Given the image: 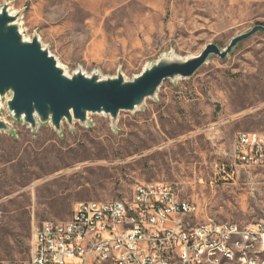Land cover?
I'll return each instance as SVG.
<instances>
[{"label":"rangeland","instance_id":"1","mask_svg":"<svg viewBox=\"0 0 264 264\" xmlns=\"http://www.w3.org/2000/svg\"><path fill=\"white\" fill-rule=\"evenodd\" d=\"M24 40L36 38L65 74L132 81L161 59L264 26V0H0ZM0 98V261L28 259L32 232L64 223L79 202L128 199L136 184L168 182L199 222H264V169L214 185L241 132H264V34L211 55L189 78L165 80L133 111L87 113L34 128Z\"/></svg>","mask_w":264,"mask_h":264},{"label":"built area","instance_id":"2","mask_svg":"<svg viewBox=\"0 0 264 264\" xmlns=\"http://www.w3.org/2000/svg\"><path fill=\"white\" fill-rule=\"evenodd\" d=\"M250 168L264 169V132L238 133L212 184L232 183ZM198 211L171 183L136 184L128 199L79 202L69 221L43 222L33 229L27 260L0 264H202L201 249L212 244L228 252L227 264H260L247 230L259 231L262 248L264 222H199ZM231 231L243 232L245 245L224 246Z\"/></svg>","mask_w":264,"mask_h":264},{"label":"water","instance_id":"3","mask_svg":"<svg viewBox=\"0 0 264 264\" xmlns=\"http://www.w3.org/2000/svg\"><path fill=\"white\" fill-rule=\"evenodd\" d=\"M7 10L6 6L0 10V98L10 93L7 107L12 117L31 128L38 120L59 130L62 120L83 123L87 113L109 114L115 119L120 111H133L154 96L163 81L189 78L209 56L224 59L239 42L256 33L264 34V26L255 25L232 38L222 50L208 44L199 55L187 60L161 59L132 81H125L121 74L100 81L96 75L86 77L79 72L71 77L64 75L36 38L31 42L23 39L15 16H9ZM7 129L0 121V131Z\"/></svg>","mask_w":264,"mask_h":264},{"label":"bare ground","instance_id":"4","mask_svg":"<svg viewBox=\"0 0 264 264\" xmlns=\"http://www.w3.org/2000/svg\"><path fill=\"white\" fill-rule=\"evenodd\" d=\"M8 14L9 16H12L9 12ZM18 31L19 33H21L20 30ZM56 64L58 68L62 69L58 65V63ZM63 74L66 75L64 71H63ZM247 237L252 240V249L258 250L254 253V260H259L260 264H264V246L261 248V236L259 234V231L258 230H247ZM234 244L245 245V234L243 232L231 231L228 237L223 238L224 246H233ZM201 260H202V264H227L228 252L223 249H220L219 244L207 245L205 247H202L201 249Z\"/></svg>","mask_w":264,"mask_h":264}]
</instances>
